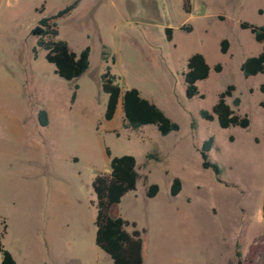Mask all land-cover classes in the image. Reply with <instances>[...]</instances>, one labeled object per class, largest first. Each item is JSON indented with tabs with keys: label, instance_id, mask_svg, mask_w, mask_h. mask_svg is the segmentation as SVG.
Masks as SVG:
<instances>
[{
	"label": "rangeland",
	"instance_id": "rangeland-1",
	"mask_svg": "<svg viewBox=\"0 0 264 264\" xmlns=\"http://www.w3.org/2000/svg\"><path fill=\"white\" fill-rule=\"evenodd\" d=\"M74 1L15 0L0 21L4 246L18 264H113L95 241L93 182L109 174L112 157L131 154L137 186L112 214L127 220L129 231L136 223L142 232L144 264H238L239 258L264 264V73L246 77L241 70L263 44L240 27L242 21L264 25V0H80L58 20L57 39L76 52L90 46V66L67 80L47 61L45 49L38 48L34 58L41 34L33 29ZM196 52L211 70L197 82L204 96L189 98L185 72ZM108 66L123 89L138 88L179 130L162 135L154 124L126 128L121 101L106 120L101 75ZM229 85L235 90L226 101L249 117L246 128H222L217 118L200 114L212 111ZM42 109L46 126L38 119ZM209 137V158L220 165L219 177L202 167L201 148ZM176 177L182 189L172 196ZM151 184L159 186L154 197L147 196Z\"/></svg>",
	"mask_w": 264,
	"mask_h": 264
},
{
	"label": "trees",
	"instance_id": "trees-1",
	"mask_svg": "<svg viewBox=\"0 0 264 264\" xmlns=\"http://www.w3.org/2000/svg\"><path fill=\"white\" fill-rule=\"evenodd\" d=\"M79 2L80 0H75L57 13L42 18L39 23L43 28V32L33 47L34 58H37L38 48L45 49L47 61L53 63L55 72L67 80L80 77L90 66V46H86L80 52H76L66 40L57 39L59 35L58 20L69 15ZM186 8L187 6L185 5ZM259 11L263 12L262 9ZM240 27L249 29L256 41L263 44L260 54L250 56L242 63L241 70L243 74L249 77L264 73V25H254L247 21H242L240 22ZM184 29L190 30L191 28L184 26ZM172 31L171 27L166 28L168 39L172 38ZM228 45V39L222 40V52H227ZM104 55L106 58V51ZM210 70L211 67L202 53L196 52L188 58L185 81L187 84L186 94L189 98L196 95L204 96L200 94L197 82L207 78ZM215 70L221 71L222 65L217 64ZM101 86L103 91L108 94L107 107L104 114L106 120L113 119L121 101L125 117L124 127L136 130L143 125L154 124L162 135L179 130V124L169 118L157 104L143 97L138 88L123 89L118 77L111 71L110 66L101 75ZM77 88L78 85L75 86V89ZM234 90L235 87L229 85L220 94L212 111L201 110V116L208 121L217 118L222 128L230 126L248 127L250 125L249 117L238 114L226 101L228 96H232ZM261 91L264 93V82L261 84ZM75 97L76 92L73 93L72 99L74 100ZM234 104L239 105L240 99L235 98ZM261 105L264 107V100ZM38 119L42 126L48 125L47 111L44 109L40 110ZM213 142L214 138L209 137L202 144V167L204 169H212L215 175L219 177L222 173L220 165L209 158V151L213 146ZM136 166L137 160L134 155L114 156L111 159L109 174L98 175L93 182V188L97 196V231L95 241L101 249L111 256L113 264H144V238L142 232L136 228V223H132L134 229L129 231L127 229L129 222L120 215L112 214V209L121 202L125 193L136 189L139 178ZM181 189V179L176 177L171 185V195H178ZM158 191L159 186L151 184L148 187L147 196L154 197ZM4 227L6 230L7 225L5 224ZM237 256L240 257V252H237ZM0 264H18L11 251L4 246L2 233H0ZM238 264H243L240 258L238 259Z\"/></svg>",
	"mask_w": 264,
	"mask_h": 264
},
{
	"label": "crops",
	"instance_id": "crops-1",
	"mask_svg": "<svg viewBox=\"0 0 264 264\" xmlns=\"http://www.w3.org/2000/svg\"><path fill=\"white\" fill-rule=\"evenodd\" d=\"M15 0H0V21L3 17L4 10L6 8L12 7Z\"/></svg>",
	"mask_w": 264,
	"mask_h": 264
},
{
	"label": "water",
	"instance_id": "water-1",
	"mask_svg": "<svg viewBox=\"0 0 264 264\" xmlns=\"http://www.w3.org/2000/svg\"><path fill=\"white\" fill-rule=\"evenodd\" d=\"M43 32V28L40 25H36L33 29L34 34H41Z\"/></svg>",
	"mask_w": 264,
	"mask_h": 264
}]
</instances>
